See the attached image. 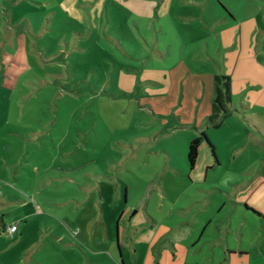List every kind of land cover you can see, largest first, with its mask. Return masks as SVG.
I'll return each instance as SVG.
<instances>
[{"label":"rangeland","instance_id":"374dc122","mask_svg":"<svg viewBox=\"0 0 264 264\" xmlns=\"http://www.w3.org/2000/svg\"><path fill=\"white\" fill-rule=\"evenodd\" d=\"M263 48L264 0H0V168L85 172L91 228L112 240L89 238V250L109 251L90 264H264L260 226L235 216L231 248L226 234L215 240L237 190L227 183L264 168ZM223 75L231 101L220 86L215 107ZM202 131L218 162L204 139L192 170L189 145ZM34 187L0 183V214L28 217L23 236L0 233V264H89L83 247L47 235L57 183L36 207L6 203Z\"/></svg>","mask_w":264,"mask_h":264},{"label":"crops","instance_id":"0c3cea01","mask_svg":"<svg viewBox=\"0 0 264 264\" xmlns=\"http://www.w3.org/2000/svg\"><path fill=\"white\" fill-rule=\"evenodd\" d=\"M261 52H264V48ZM217 126V124H216ZM201 147V145H200ZM212 152V151H211ZM213 154V153H212ZM216 161L218 162V157L216 158ZM77 169V171H80V176L78 177H73L71 176V170L68 171L66 168H47L48 175L45 177H39L40 171L37 168H0V183H3L7 185L8 187L12 188L14 184L16 185L18 182L21 180L24 181V183H28L29 187L31 185H35L33 191V196H27V199H18L15 197L13 194H9L7 197V204L8 205H15L16 207H27L28 205H32L33 203L35 207L37 206V203L41 202L38 199V196L45 190L44 188L47 187V185H50L52 182L57 183L58 188L62 190V193H64L61 196L58 197H52L49 206H51L53 209H51L55 215H50L52 220L55 221L53 224L54 226H50L49 231L47 232L48 234H51L52 236H55L56 240L60 243V240L65 243L67 248L69 246L72 248L76 247L79 250L80 247H83L85 253L87 254V259L89 261V264L91 263V257L90 254L92 252L98 253H107L109 252L107 249H102L101 251H92L91 249L89 250L90 247V240L89 238L91 237L93 240L97 242V245L99 246H104V245H109L112 243L111 240V235L105 228V233L101 235L99 234L97 229H92L91 228V217L88 216V209L90 208L91 200L93 198V195L95 194L92 192V187L91 183L86 181L87 179L85 177V172L81 171L79 168H71ZM192 170L196 168H191ZM208 170L211 168H207ZM27 170L34 175V177L29 178ZM58 172L61 173L62 177H58ZM248 172L253 175L251 182L245 185V181L243 180L239 184H235V182L229 181L231 183H227V185L235 186V195L233 196L231 192H229V198L225 199V202L223 206H221V211L225 212V217L223 218V229L219 230V235L216 237L215 240H223V237L225 234L227 236V247L226 248H231V243L229 238V235L231 236L234 234L236 231V228L233 226V218L237 216L241 223L243 222L244 225L240 224L245 228V226L249 224H254V226H260L259 228H262L264 230V168H249ZM1 173L5 174L6 176H2ZM12 174L14 177V180H10L7 175ZM84 174V176H83ZM200 180V176L197 177ZM244 179V178H243ZM69 180V181H68ZM207 180V177H206ZM74 182V183H73ZM248 182V181H247ZM50 183V184H48ZM69 184H75L77 185L76 187L74 186H69ZM55 188V187H54ZM64 189L68 191H63ZM187 189V188H186ZM200 190V189H199ZM74 192L70 195H66L68 192ZM76 192V193H75ZM187 192V191H186ZM186 195L185 191H183V196ZM180 197V198H181ZM104 197H100L99 201H95L94 204L97 205L98 202L102 205V200ZM210 200L206 204V206L210 205ZM225 207H227L225 209ZM225 209V210H224ZM68 211V210H73L76 213V216L73 214H67L66 216L62 217L60 220L58 215H56L58 212H63V211ZM126 211V210H124ZM207 211V210H206ZM86 213V216H85ZM125 214V213H124ZM124 214L121 215V220L124 218ZM207 212L204 214V217L208 220L207 223H213L214 218L212 216H205ZM0 215H3L4 217V227H0V233H5V234H10L12 236H17L19 233L20 235L23 236V233L25 232V225H26V220H28L27 215L21 216V220L14 221L8 219L6 216V213H2ZM105 217H102V221L104 222ZM194 222H197L196 218H192ZM133 223V219L131 218L130 220ZM221 222V223H222ZM156 223V222H155ZM154 223V224H155ZM206 221H204V224ZM209 223L206 225L205 230L207 229ZM218 223V222H217ZM13 224H18V230L15 231L14 233H9L8 229L13 225ZM104 224V223H103ZM106 224V222H105ZM219 224V223H218ZM156 225V224H155ZM198 223L194 225L196 227ZM203 225V224H202ZM49 228V226L47 225ZM242 227V228H243ZM204 230V233H205ZM41 231V230H40ZM76 231L78 233L76 234ZM203 233V234H204ZM202 234V237H203ZM73 235H76V243L73 244L71 240L74 238ZM139 234H135L133 241L134 243H137ZM201 237V238H202ZM221 237V238H218ZM69 244V246H68ZM85 244L87 245L85 247ZM215 246H218L219 248L224 247L223 241H218V243H215ZM81 245V246H80ZM223 245V246H222ZM89 246V247H88ZM214 246V244H213ZM241 246V245H240ZM241 248V247H240ZM224 249V248H222ZM81 259V258H80Z\"/></svg>","mask_w":264,"mask_h":264},{"label":"trees","instance_id":"16d2710c","mask_svg":"<svg viewBox=\"0 0 264 264\" xmlns=\"http://www.w3.org/2000/svg\"><path fill=\"white\" fill-rule=\"evenodd\" d=\"M231 78L228 75H223V76H216V82H217V94L214 98V105L215 107L222 106V99H223V88L226 89L225 96L228 101H231ZM222 86V89L220 88ZM218 109V108H216ZM204 139H207L211 151L213 155L217 158V152H216V147L215 145L210 141L206 131H202L200 136L195 137L189 145V151H188V160L190 162V165L192 168L197 163L199 153H200V145ZM4 217L3 215H0V227H4Z\"/></svg>","mask_w":264,"mask_h":264},{"label":"built area","instance_id":"2783aa9c","mask_svg":"<svg viewBox=\"0 0 264 264\" xmlns=\"http://www.w3.org/2000/svg\"><path fill=\"white\" fill-rule=\"evenodd\" d=\"M18 230V224H13L9 229L8 232L9 233H14L15 231Z\"/></svg>","mask_w":264,"mask_h":264}]
</instances>
